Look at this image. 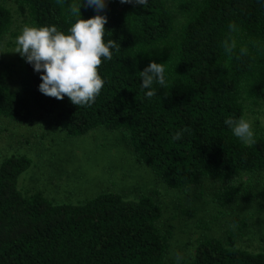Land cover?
<instances>
[{"label":"trees","instance_id":"obj_1","mask_svg":"<svg viewBox=\"0 0 264 264\" xmlns=\"http://www.w3.org/2000/svg\"><path fill=\"white\" fill-rule=\"evenodd\" d=\"M78 4L16 0L28 26L64 32ZM80 11L85 20L97 14ZM100 14L108 18L105 40L117 41L120 50L98 69L105 86L95 102L76 106L41 94V74L20 56L18 88L8 83L11 71L0 72V118L25 125L36 113L67 138L121 132L135 161L158 181L174 190L216 181L222 187L214 202L227 208L246 192L242 176H264L263 134L254 132L255 143L244 144L224 123L245 119L248 107L264 103V0H149L144 7L109 0ZM13 17L0 3V44ZM233 23L238 31L230 33ZM229 37L237 43L231 56L224 48ZM241 47L247 55H239ZM151 62L164 64L166 83L154 85L157 95L148 98L139 72ZM31 166L19 154L0 162V264H264V247L238 248L232 235L226 242L204 239L192 256L168 261L171 233L161 228L163 210L152 196L105 190L56 204L42 191L20 188ZM258 199L264 207V182Z\"/></svg>","mask_w":264,"mask_h":264},{"label":"rangeland","instance_id":"obj_2","mask_svg":"<svg viewBox=\"0 0 264 264\" xmlns=\"http://www.w3.org/2000/svg\"><path fill=\"white\" fill-rule=\"evenodd\" d=\"M0 3L14 16L11 30L0 44V72H12L8 83L16 89L15 71L21 56L16 52V38L28 23L18 12L16 0ZM245 119L254 132L264 136V103L248 107ZM12 154L32 160L31 168L21 176L20 188L26 193L42 191L56 204H76L105 190L130 197L152 196L163 210L161 228L171 233L168 261L192 256L197 244L208 238L226 242L232 235L238 248L250 252L264 247V207L258 199L262 174L242 176L246 192L220 209L214 202L220 183L204 180L195 187L170 189L135 161L123 133L96 129L83 137L67 138L48 117L40 118L36 113L25 125L0 118V162ZM190 211L194 212L192 217Z\"/></svg>","mask_w":264,"mask_h":264},{"label":"clouds","instance_id":"obj_3","mask_svg":"<svg viewBox=\"0 0 264 264\" xmlns=\"http://www.w3.org/2000/svg\"><path fill=\"white\" fill-rule=\"evenodd\" d=\"M62 3L63 0H58ZM109 0H79V4L71 7V14L76 17L67 32L51 26H25L16 38V52L21 55L34 71L40 73L42 81L38 91L57 100L67 97L76 106H91L105 86V80L99 74L103 61H110L113 53L120 50L118 42L105 40V25L108 23L104 12ZM121 4L145 6L149 0H119ZM92 8L97 14L87 20L81 16V7ZM233 23L229 32H237ZM237 47L236 40L229 37L224 48L231 56ZM248 48L241 47L239 55H247ZM141 87L146 89V96L157 95L154 85L163 87L166 83L165 66L151 62L139 72ZM233 135L242 143H255V133L251 122L246 119H226ZM181 133L173 138L179 139ZM176 257V262L181 261Z\"/></svg>","mask_w":264,"mask_h":264}]
</instances>
